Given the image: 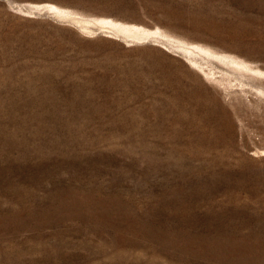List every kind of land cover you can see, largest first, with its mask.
<instances>
[{
  "label": "rangeland",
  "instance_id": "374dc122",
  "mask_svg": "<svg viewBox=\"0 0 264 264\" xmlns=\"http://www.w3.org/2000/svg\"><path fill=\"white\" fill-rule=\"evenodd\" d=\"M0 264H264V0H0Z\"/></svg>",
  "mask_w": 264,
  "mask_h": 264
}]
</instances>
